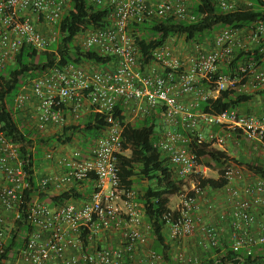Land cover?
<instances>
[{
  "label": "built area",
  "instance_id": "built-area-1",
  "mask_svg": "<svg viewBox=\"0 0 264 264\" xmlns=\"http://www.w3.org/2000/svg\"><path fill=\"white\" fill-rule=\"evenodd\" d=\"M87 2L106 13L101 26L75 34L72 46L109 61L101 67L69 63L50 68L17 91L11 111L20 130L39 138L61 134L91 114L102 116L105 126L85 147L74 144L73 136L68 144L40 146L38 157L34 158L37 149L32 150L40 191L59 195L75 190L85 198L55 207L35 199L25 211L31 230L15 264H163L149 246L150 229L136 193L119 187L117 157L122 153V130L159 112L160 131L154 147L180 180L204 178L209 170L199 165L185 146L183 134L192 132L197 133L198 142L221 150H226L227 144L239 146L244 140L264 163V104L258 113L196 111L200 102L234 90L242 78L246 82L237 89L240 94L264 86V26L256 23L244 31L221 30L209 50L201 44L188 45L185 57L177 49L178 45L184 47L180 37H171L151 52L149 64H142L131 27L150 18L193 23L195 17L187 2ZM261 2L264 9V0ZM218 5L224 11L234 9L225 1ZM69 9L70 0H0V71L12 64L22 48L41 53L56 44L59 32L55 28ZM254 49H259L261 60L239 65L233 77L218 75L212 89L200 87L202 80L210 84L212 74L229 67L235 51ZM187 96L193 99L184 102ZM19 149L0 126V254L20 219L24 195L30 189L27 161ZM39 168L45 173L36 178ZM223 177L226 185L214 191L222 195L225 211L216 212L206 197L209 189L196 185L178 197L173 209L177 216L165 226L171 246L193 240L197 249L207 254L225 243L233 253L246 255L264 246V181L232 163L224 169ZM212 215L213 221L205 219ZM178 262L198 264L199 259L179 255Z\"/></svg>",
  "mask_w": 264,
  "mask_h": 264
},
{
  "label": "trees",
  "instance_id": "trees-1",
  "mask_svg": "<svg viewBox=\"0 0 264 264\" xmlns=\"http://www.w3.org/2000/svg\"><path fill=\"white\" fill-rule=\"evenodd\" d=\"M233 5L232 11H224L219 7L217 0H192L188 9L195 17L193 23L150 18L132 26L131 34L140 54V62L149 64L151 52L164 45L171 37H182L188 45L201 44L205 38L213 40L214 35L224 29L244 31L256 23H262L264 26V9L261 0H245V3ZM105 13L104 10L90 6L87 0H70L69 11L55 28L59 32L57 43L48 51L41 53L22 48L12 64L0 71V126L12 143L20 145V155L24 161H27L25 167L30 184V189L24 195L20 219L15 222L3 246L0 264L16 261L17 254L24 246L31 230L25 211L35 199L48 207H55L85 198V195L75 190L59 195L40 191L34 177L33 159L40 155L38 149L40 146L54 142L68 144L73 136H78L79 143L83 147L86 146V142L92 144L105 126L104 118L91 114L81 119L76 126L64 129L61 134L39 138L31 131L19 129L11 111V101L25 83L43 75L54 66L59 67L69 63L77 65L91 63L100 67L105 65L109 59L93 51H80L71 43L72 37L78 32L101 26ZM234 54L235 57L229 67H222L212 74L210 84L202 80L200 87L212 89L218 75L233 77L239 72V65L258 62L262 57L259 49L237 50ZM245 82L246 79L242 78L234 90L221 91L216 98L200 102L196 111L207 114L233 110L239 112L242 105L249 103L255 96H264V90L255 94L238 93L237 89ZM156 119L159 123L157 113L150 114L140 122L123 128L120 135L122 153L117 157L119 187L123 191H134L137 200L142 204L144 222L150 229L152 251L161 257L163 264H180L173 258L172 246L165 235L167 221L174 220L177 216L176 211L170 208L171 199L181 196L190 189L191 185H196L202 190L223 188L227 183L223 177L224 169L231 163L264 181V163L259 159L258 154L248 162L239 161L224 149L215 148L211 143L198 142L197 133L192 132L183 134L187 140L185 146L188 152L195 156L199 165L214 171L216 177L191 176L187 179H177L167 158L154 147L160 131V127L156 129ZM68 131L69 136H65ZM34 136L35 140L32 139ZM33 149H37L34 158ZM143 183L145 186L142 185ZM198 264H264V246H258L250 255H246L241 252L233 253L225 248V243H221L207 254H202Z\"/></svg>",
  "mask_w": 264,
  "mask_h": 264
},
{
  "label": "rangeland",
  "instance_id": "rangeland-1",
  "mask_svg": "<svg viewBox=\"0 0 264 264\" xmlns=\"http://www.w3.org/2000/svg\"><path fill=\"white\" fill-rule=\"evenodd\" d=\"M188 5H191V3L188 2ZM217 31V30H215ZM214 31V33H215ZM214 33L212 34V36L214 35ZM212 38V37H211ZM179 41L182 42V45L184 46L183 49H181V46L178 45L177 49H178V52H180V56L182 55V57H185L188 55V52L189 50L187 49L188 47V44H183L184 43V39L183 38H178ZM211 43H212V39L210 38H205L204 41L201 43V45L206 49V50H209L211 48ZM181 50V51H180ZM264 90V86L259 88V89H247L246 91V94H255V92H260ZM264 96L263 95H257L255 96L252 100H251V103L252 106H250V108L245 105H242V108L241 110H239L240 113H245L246 111H249V113H253L254 112V109H256L257 107H260L261 105L264 104ZM191 100V99H190ZM157 122H155L156 124V129H159V123H158V119H156ZM73 143L74 144H77L80 145L79 143V138L78 136H74L73 138ZM239 147H241V150L243 151L242 153H238L237 155H235L233 152L234 150H231L230 151V154L236 158L237 160L239 161H242V162H248L250 160V156H248V154L246 153V149L245 148H248L249 147V143L244 141V140H241L239 142ZM232 147L230 146H227L226 149H231ZM40 173H43L42 170H40ZM205 177H216V173L212 170H208L206 173H205ZM143 186H145V183L142 184ZM179 203V198L176 197V198H172L171 201H170V208L173 210L176 208L177 204ZM150 244V242H149ZM150 246V245H149ZM172 250H173V257L174 259H176L178 261V256L179 255H182V256H186V257H196L198 259L201 258L202 256V252L199 251L196 247V245L194 244L193 240H186V241H182L180 242L179 244H176V245H173L172 246ZM16 262H13L12 264H15ZM11 264V263H10ZM181 264V263H180Z\"/></svg>",
  "mask_w": 264,
  "mask_h": 264
},
{
  "label": "crops",
  "instance_id": "crops-1",
  "mask_svg": "<svg viewBox=\"0 0 264 264\" xmlns=\"http://www.w3.org/2000/svg\"><path fill=\"white\" fill-rule=\"evenodd\" d=\"M187 3H192V0H185ZM218 2L219 1H225V2H228V3H232V4H235V3H245V0H217ZM190 99L192 100V96H187L185 98H183V101L184 102H189ZM251 101L249 103L246 104L247 108L248 107L250 108V106H252V104H250ZM263 107V105H261L260 107H257L256 109H254V113H258L261 108ZM159 113V112H157ZM226 146H231L229 144H227ZM232 148L231 149H226L227 153L230 154V151L231 150H234V154L237 155L238 153H242L243 151L241 150V147L239 146H231ZM246 149V153L248 154V156H250V159H252V157H255L254 153L252 152V148L249 146L248 148H245ZM232 152V151H231ZM42 172L45 173L44 170H42ZM42 173H40V168L38 169V171L35 173L36 175V178L38 176H40ZM206 197L208 199H210L214 205H215V210L216 212H221V211H225V204L223 203V199H222V195L218 192V191H214V190H209L206 194ZM214 215V214H213ZM211 216V217H205L206 220H209V221H213V217L215 218V216ZM260 220L261 219V216H258ZM173 249V248H172ZM172 254H173V250H172ZM174 255V254H173ZM174 258V257H173ZM12 264V263H11Z\"/></svg>",
  "mask_w": 264,
  "mask_h": 264
}]
</instances>
